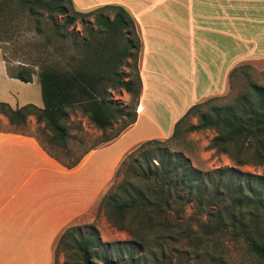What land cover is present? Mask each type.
Segmentation results:
<instances>
[{
    "label": "trees",
    "instance_id": "trees-1",
    "mask_svg": "<svg viewBox=\"0 0 264 264\" xmlns=\"http://www.w3.org/2000/svg\"><path fill=\"white\" fill-rule=\"evenodd\" d=\"M15 6L33 19L38 34L46 36L44 49L55 47L61 59L41 61L38 71L26 65H19L15 72L7 70L10 77L23 82H31L35 74L42 98L41 107L27 103L13 108L0 101V114L7 116L11 125H23L27 116L34 115L51 133L49 140L65 146L69 137L66 123L72 112H81L101 131L128 117L107 139L109 142L136 120L139 69L136 65L135 76L130 77L120 68L129 65V60L136 64L140 59L141 38L135 19L123 6L107 4L79 11L72 0H0V18ZM104 9L115 11L110 16L102 13ZM93 15L92 21L87 18ZM78 19L82 28L74 32L70 28ZM70 35L76 53L65 55L70 47L65 41ZM117 89L133 96L131 105L111 98L112 90ZM211 99L190 106L169 138L177 135L184 118L206 103L209 106L199 110L198 121L189 125V130L213 129L216 134L211 147L229 154L238 164L264 165V85L248 81L246 90L226 104H211ZM168 140H144L127 152L116 170L120 180L100 198L99 207L106 219L131 236L124 241L101 242L105 249L102 264H142L136 250L144 251L147 243L159 249V256L152 254L161 260L169 243L196 247L223 233L245 244L264 263L260 221L264 217V174L235 167L201 172L181 152L169 150L165 146ZM41 146L67 168L74 167L87 153L65 163ZM189 204L195 207L191 214L186 212ZM74 227L73 223L65 227L56 242L63 241ZM95 232H88L75 243L83 264H93ZM113 245L124 246L126 257L112 256Z\"/></svg>",
    "mask_w": 264,
    "mask_h": 264
},
{
    "label": "crops",
    "instance_id": "crops-1",
    "mask_svg": "<svg viewBox=\"0 0 264 264\" xmlns=\"http://www.w3.org/2000/svg\"><path fill=\"white\" fill-rule=\"evenodd\" d=\"M72 1L82 10L121 5L135 19L140 108L130 126L71 168L32 133L0 129V264H52L59 234L99 200L127 152L169 137L190 106L227 90L235 66L264 57V17L252 13L264 0ZM0 76L24 87L39 82L10 77L1 55ZM0 100L11 102L6 92ZM27 103L41 107L42 99L11 104Z\"/></svg>",
    "mask_w": 264,
    "mask_h": 264
},
{
    "label": "rangeland",
    "instance_id": "rangeland-1",
    "mask_svg": "<svg viewBox=\"0 0 264 264\" xmlns=\"http://www.w3.org/2000/svg\"><path fill=\"white\" fill-rule=\"evenodd\" d=\"M73 6L76 10L87 11L76 8L74 3ZM260 6L259 11H253L252 13H256L257 16L260 14L261 17H264V3H261ZM114 11V9H104L102 13L112 16ZM93 17L94 15L87 18L92 21ZM81 28V20L78 19L75 26L70 28V30L75 32L80 31ZM45 39V35H40L36 32L33 19L18 10L16 6L7 9L5 14L0 18V55L6 69L11 72L17 71L19 65H26L38 71V64L41 61L61 59L59 56L60 53L55 47L53 48L51 46L48 49H44L43 42ZM71 39L72 35L65 41V44L70 46L65 50V55L76 53L74 47L71 46ZM136 65L137 67L139 66V59L136 64L134 61L129 60V65L121 67L120 71L124 75L134 77ZM33 79H38L35 74L32 76ZM248 81L264 85V57L256 60H248L235 66L230 74L227 90L220 95H213L200 102L212 98L210 100L211 104L221 105L229 103L238 94L246 90ZM17 83L0 76V92H6L10 95L11 102L7 103L13 108L15 106L11 103H14L18 96L28 98L32 101L36 98L38 99V96L40 100L42 99L39 82L27 87ZM111 98L121 102L123 105H131L133 100V96L123 89L112 90ZM208 106L206 103H203L202 107L196 109L194 113L184 118L179 124L177 135L171 139L169 138L170 136L167 137V140H169L166 141L165 146L171 151L181 152L194 169L204 173L213 172L222 168L235 167L244 172L263 175L264 165L255 162L238 164L229 154L211 147L210 141L216 134L213 129L189 130V125L197 123V115L201 111L200 109H206ZM136 109L137 106L135 107ZM4 120L9 123L8 117L0 114V129L11 128L17 131L22 130L26 133H32L39 140V143L41 142L40 144H43L52 155L62 162L68 163L75 160L84 152L107 144L109 142L107 139L111 138L129 118L125 117L124 119L118 120L111 128L101 131L81 112H72L66 123L69 137L67 138L65 146L53 144L49 140L51 133L44 128L43 123L36 120L34 115L27 116L25 124L19 126H14L10 123L7 125ZM120 178L121 174L118 173L116 175L115 171L113 178L102 191L100 198ZM99 200L87 213L77 217L72 222L75 224V227L63 241L57 243V239L55 240L52 251V264H83L79 259L75 243H77L80 237L86 236L92 230L96 231L95 236L92 237V246L95 249V256L92 260L93 264H102L101 258L105 249H103L101 242L124 241L131 238L127 230L113 226L106 219L103 209L99 207ZM194 210L195 207L193 204H189L186 207L187 214L193 213ZM260 221L261 231L264 232V217ZM164 249L166 254H164L165 256L161 260L160 258L158 260L154 258L152 253L159 256L160 251L152 243H147L144 251H136L141 257L140 263L142 264H264L249 251L245 244L232 241L228 233L213 237L204 244L197 245L196 247L186 245V243L179 245L169 243ZM110 253L114 257L122 256L125 258L126 248L124 246L113 245Z\"/></svg>",
    "mask_w": 264,
    "mask_h": 264
},
{
    "label": "built area",
    "instance_id": "built-area-1",
    "mask_svg": "<svg viewBox=\"0 0 264 264\" xmlns=\"http://www.w3.org/2000/svg\"><path fill=\"white\" fill-rule=\"evenodd\" d=\"M140 108V106L139 105H137V109L136 110H138Z\"/></svg>",
    "mask_w": 264,
    "mask_h": 264
}]
</instances>
